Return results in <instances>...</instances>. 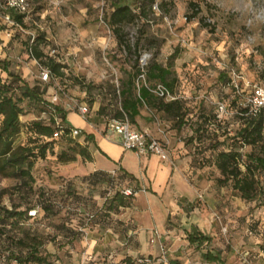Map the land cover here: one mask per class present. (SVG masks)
Here are the masks:
<instances>
[{
    "label": "rangeland",
    "instance_id": "1",
    "mask_svg": "<svg viewBox=\"0 0 264 264\" xmlns=\"http://www.w3.org/2000/svg\"><path fill=\"white\" fill-rule=\"evenodd\" d=\"M118 2L139 15L143 0ZM190 4L199 10L194 18ZM110 11L107 0H36L30 16L22 21L24 32L7 27L0 15V82L9 85L18 79L38 87L47 105L77 115V107L85 104L90 111L85 121L90 133L106 137L105 122L120 110L118 93L127 75L135 70V55L145 56L146 63L155 60L162 64L174 57L172 69L178 84L173 93L182 101V116L173 120L146 107L141 109L158 134L166 133V123L178 130L176 141L188 146L194 167L200 171L194 181L189 179L196 192L193 199L173 196L167 210L165 224L172 225L176 243L167 244L176 250L172 257H180V263L210 264L202 259L209 252L219 254L221 264H264V205L246 203L235 197L229 186H217L216 151L209 149L242 126L239 111L247 107L252 87L264 88V0H155L146 18L137 17L119 32L132 47L131 53L105 23V14ZM30 39L42 51V62L29 58ZM152 39L155 44H148ZM137 42L139 50L135 52ZM48 60L62 67V76L51 73L43 83L40 68L45 69ZM227 69L237 76L234 84ZM204 87L206 93L199 94ZM191 88L197 93L187 95ZM219 105L224 106V113H219ZM19 107L23 111L21 129L14 147L35 149L42 141L30 131V123L39 121L41 113L49 109L40 110L27 99L20 101ZM45 117L49 118L48 114ZM82 134L76 139L53 140L52 150L43 158H32L30 193L17 190L18 180L0 174L2 206L26 213L38 211L35 219H24L15 228L7 226L9 236L27 242L36 239L40 255L54 264H124L127 259L148 256L151 246L145 232L152 227L139 226L138 221L144 219L143 211L149 207L148 202L144 209L137 201L138 194L147 197L149 191L112 173L98 172L96 183L89 181L90 175H74V169L68 168L71 164L59 156L75 157L78 166H84L85 159L78 154ZM237 151L244 159L251 148L244 146ZM128 190L133 194L125 196ZM117 193L125 196L124 207L113 200ZM49 199L63 208L55 205L44 217L42 206ZM110 202L117 208L109 210ZM90 215L94 218L88 219ZM155 227L151 230H157ZM70 231L75 233L72 240ZM192 232L209 240L189 243L187 236ZM138 233H142V240L137 239ZM0 239V264H16L9 261V250L17 253L20 247Z\"/></svg>",
    "mask_w": 264,
    "mask_h": 264
},
{
    "label": "trees",
    "instance_id": "2",
    "mask_svg": "<svg viewBox=\"0 0 264 264\" xmlns=\"http://www.w3.org/2000/svg\"><path fill=\"white\" fill-rule=\"evenodd\" d=\"M107 2H110L111 11L105 14V23L118 37L120 44H123L127 52L131 53L132 47L124 40V35H120L119 32L125 25L133 23L137 17L146 18L151 12L155 0H143L139 3V15L128 5H120L118 0H107ZM190 6L194 9L192 14V18H194L199 10L195 5L190 4ZM160 9L163 13H168V10L162 4H160ZM14 19L22 23V17L14 16ZM147 43L153 45L155 41L153 39L147 40ZM135 47L134 51L137 52L139 42L135 44ZM29 54L34 59L42 62L43 53L38 49L36 42L31 46ZM139 59L140 55L137 53L133 61L135 70L127 75L126 81L122 83V89L119 90L121 111L115 117L121 118L125 115L133 128L138 129L135 120L140 116L141 109L146 107L154 113L164 114L173 120H179L182 116V101L165 102L151 95L144 87H140L138 91L136 90L135 81L141 73ZM173 59L174 57H169L166 64L155 60L148 63L145 67L146 81L159 82L173 92L177 81L172 69ZM44 64L53 76H62L60 72L62 67L59 64L52 60H48ZM224 77L225 75L221 76L220 74L222 80H225ZM14 84L15 88L13 87ZM16 90L18 93H15ZM38 91V87H30L23 81L18 82V79H13L9 85L0 82V174L3 177L18 180L17 190L26 189L27 193L32 192L31 186L34 182L30 173L33 167L32 158H43L47 150H52V141L55 140L52 139L54 132L52 121L48 123L32 121L30 131L37 136V139L42 141V144L35 147V149L14 147V141L21 129L19 117L23 111L19 107L20 101L27 99L30 103H36L40 110L47 106V103L41 99L42 93ZM54 109L68 130L71 126L66 122V113L58 107ZM239 112L242 126L233 135L225 136L222 141H216L214 145L209 147L213 152L216 151L213 165L220 174V178L216 179V184L218 187L229 186L233 195L246 203L257 202L259 205H264V116L261 111L253 112L250 107L240 109ZM227 142H230V144H227ZM244 146L250 147L251 151L246 153L244 159H242V155L237 149ZM220 147L223 148L219 149ZM35 150H37V153H34ZM78 154L87 156L85 150L82 149L78 150ZM66 156L61 153L59 158L63 162L73 160V157L68 158ZM99 174L101 173L90 175L89 181L92 183L99 182L97 179ZM3 194L4 191H0V238L3 237L9 246L20 247V251L17 253L9 250V261H14L16 264H54L48 261L47 256L40 255L38 249L40 243H37L36 239L27 242L25 239H16L9 236L10 231L6 230L7 226L15 228L22 220L31 218L28 217L25 211H17L16 208L9 210L2 206L1 198ZM116 196L113 200L118 201L117 206L124 207L126 204L124 202L125 196L122 193H117ZM112 203L110 202L109 210L117 208ZM55 205L58 208H63L50 199L45 200L42 206L44 217L49 216L50 210L55 208ZM90 216L94 218V215ZM74 234L70 231V240L74 239ZM187 239L192 244H200L209 240L198 233L188 235ZM202 259L207 263L221 264L223 262L219 254L213 255L209 252L203 254ZM130 262L131 259H127L124 264Z\"/></svg>",
    "mask_w": 264,
    "mask_h": 264
},
{
    "label": "crops",
    "instance_id": "3",
    "mask_svg": "<svg viewBox=\"0 0 264 264\" xmlns=\"http://www.w3.org/2000/svg\"><path fill=\"white\" fill-rule=\"evenodd\" d=\"M205 79L206 78L199 83H204ZM176 84H178V80ZM206 90V87L203 88V91L199 89V94L206 93ZM190 93L196 94L197 92L191 88L187 92V95ZM64 112L66 113V122L71 127L78 128L81 132L83 131L85 133L82 134V141L78 144L83 147H79V149L85 150L87 153V156L79 155L85 159L84 166H78L80 163L73 157V160L67 161L68 164H71L68 168L74 169V175H92L98 172L116 174L134 187L147 189L149 191L147 197L138 194L139 199L137 204L145 209L147 208L145 202H148L149 207V211H143L142 216L144 219L140 217L141 220L138 221L139 226L146 228H154L156 226L155 228L160 233L166 245V249L169 252L168 254L172 257V255L176 253V250L172 249L173 246L168 247L167 244L168 242L176 243L173 241L171 235L170 228H172V225L169 223L165 224L167 210L170 204L172 205L171 199L173 196H179L182 199H187V201L193 199L196 192L189 184V179L194 181L195 178L200 175L199 169L194 167L195 159L188 150V146L183 142H177L175 139V134H178V130L174 129V127L167 126L166 123V133L158 134L155 132L156 125L150 118L147 119L149 115H147V118L144 117V112H140V116L135 120L138 129L147 131L151 136L157 139L168 140L170 144L171 165L168 162L160 161L159 158L154 155L137 156L131 151H124L112 136L107 135L103 137L92 134L90 133L89 124L79 115L67 109H65ZM190 134L192 138L195 139V133L191 132ZM153 225L155 226L153 227ZM152 228L145 232L147 238ZM193 233L195 232L191 234ZM129 236L130 235H128V237ZM142 238V233H138L137 239L142 240ZM158 254L159 251L157 246H151L150 252L147 255L157 256ZM171 259L173 262L172 264L187 263H180L178 261L180 257H172Z\"/></svg>",
    "mask_w": 264,
    "mask_h": 264
},
{
    "label": "built area",
    "instance_id": "4",
    "mask_svg": "<svg viewBox=\"0 0 264 264\" xmlns=\"http://www.w3.org/2000/svg\"><path fill=\"white\" fill-rule=\"evenodd\" d=\"M36 0H0V15L3 23L13 29L14 31L24 32L22 23L17 22L14 16L22 17V21L27 19L32 11L33 5ZM7 36H10L6 32ZM30 45L28 47V55L30 59L39 61L30 56V48L34 44V39H30ZM146 57H140L139 68L140 75L135 81V87L138 91L140 87H144L151 95L161 99L165 102H174L178 100V97L171 92L165 85L159 82H148L145 78ZM228 75L233 79L231 82L234 84V78L237 76L232 69H227ZM51 72L48 68H40V81L45 83L49 80ZM119 95V93H118ZM56 100V96L54 98ZM49 111L41 113L39 121L46 120L47 123L52 121L54 132L52 139L70 138L76 139L81 135V131L75 127H67L63 125L61 120L56 114L54 107L51 105L46 106ZM247 107H250L253 112L261 111L264 116V88L254 86L251 90V95L247 100ZM79 116L86 121V117L90 113L89 108L85 104H81L77 107ZM121 111V110H119ZM219 113H224L225 109L223 105L218 107ZM48 114L49 118H46ZM105 131L109 136H112L115 141L122 147L124 151H131L137 156L142 155H154L162 162H168L172 165L170 158L169 142L167 139H157L151 136L147 131L133 128L128 118L123 115L121 118L110 117L105 122ZM125 196L132 195L131 190L123 193ZM38 211L36 209L29 210L27 215L29 218L34 219L37 217ZM90 216L89 219H92ZM148 243L150 246H157L159 254L157 256H141L140 258L133 259L129 264H172V259L169 258V252L166 249V245L162 240L160 233L153 229L149 232ZM189 264V263H186Z\"/></svg>",
    "mask_w": 264,
    "mask_h": 264
}]
</instances>
